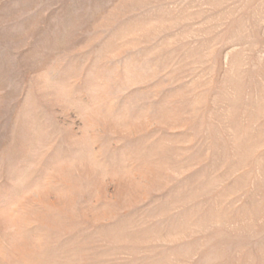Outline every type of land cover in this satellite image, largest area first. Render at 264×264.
Masks as SVG:
<instances>
[{"label":"rangeland","instance_id":"1","mask_svg":"<svg viewBox=\"0 0 264 264\" xmlns=\"http://www.w3.org/2000/svg\"><path fill=\"white\" fill-rule=\"evenodd\" d=\"M0 264H264V0H0Z\"/></svg>","mask_w":264,"mask_h":264}]
</instances>
